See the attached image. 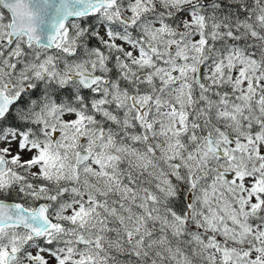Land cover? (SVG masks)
Returning <instances> with one entry per match:
<instances>
[{
    "label": "snow or ice",
    "instance_id": "snow-or-ice-1",
    "mask_svg": "<svg viewBox=\"0 0 264 264\" xmlns=\"http://www.w3.org/2000/svg\"><path fill=\"white\" fill-rule=\"evenodd\" d=\"M0 264H264V0H0Z\"/></svg>",
    "mask_w": 264,
    "mask_h": 264
}]
</instances>
